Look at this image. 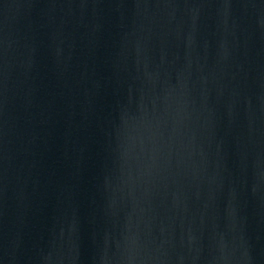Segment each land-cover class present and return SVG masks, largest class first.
<instances>
[{"label": "water", "instance_id": "1", "mask_svg": "<svg viewBox=\"0 0 264 264\" xmlns=\"http://www.w3.org/2000/svg\"><path fill=\"white\" fill-rule=\"evenodd\" d=\"M0 264H264V0H0Z\"/></svg>", "mask_w": 264, "mask_h": 264}]
</instances>
